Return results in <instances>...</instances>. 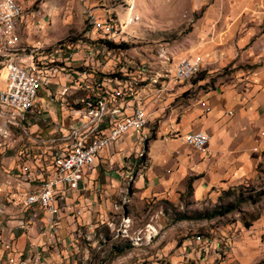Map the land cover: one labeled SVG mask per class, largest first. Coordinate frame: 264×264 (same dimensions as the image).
<instances>
[{"label":"rangeland","instance_id":"obj_1","mask_svg":"<svg viewBox=\"0 0 264 264\" xmlns=\"http://www.w3.org/2000/svg\"><path fill=\"white\" fill-rule=\"evenodd\" d=\"M212 2L37 0L35 17L30 16V23L20 27L18 35L22 46L44 50L73 43L77 61L68 69L88 68L96 81L109 79V83L127 88L131 101L142 102L148 116L146 127L137 142L134 138L126 142L130 149L116 151L121 156H141L151 143L174 139L168 125H172L170 113L179 116V111L172 109L175 102L193 99L229 78V68L210 72L202 61V72L190 82H176L173 75L181 60L177 53L182 49L190 56L193 25ZM38 9L41 17L35 14ZM95 9L102 18L107 12L119 28L117 41H110L118 47L109 48L102 34L90 26L89 14ZM89 49L98 53L94 61L87 59ZM5 60L0 59V85L8 76ZM84 95L86 87L74 90V103H82ZM110 99L121 103L120 95ZM51 105V113L57 114V105ZM9 118V114L0 115V203L10 214L0 217V264H264V154L254 179L217 189L198 203L189 188L170 201L133 199L129 189L140 174L142 158L129 178L120 177L115 192L112 183L111 187L104 184L121 176L122 166H111L110 160L103 159L98 179L87 185L88 192L84 191L65 214L56 238L47 241L37 235L36 226L45 220L43 216L30 219V231L16 228L18 220L27 215L23 211L29 192L26 175L34 160L28 152L37 149L33 138H27L24 129H17L23 124ZM35 140L40 141V150H49L46 139ZM228 206L234 209L224 216L200 218ZM137 237L140 240H134Z\"/></svg>","mask_w":264,"mask_h":264},{"label":"crops","instance_id":"obj_2","mask_svg":"<svg viewBox=\"0 0 264 264\" xmlns=\"http://www.w3.org/2000/svg\"><path fill=\"white\" fill-rule=\"evenodd\" d=\"M36 1H29L33 9ZM35 11L37 17H41V11ZM94 11L99 13L98 9ZM30 19L27 16L21 27L28 25ZM192 31L189 39L192 52L188 57L206 63L210 72L229 68L231 73L227 80L211 91L199 93L184 102H175L172 109L179 111V116L175 112L170 113L172 125H168V129L182 135L206 132L210 136L209 144L198 151L175 138L151 143L144 152L143 163L139 165L140 174L129 189L133 199L140 196L142 199L170 201L191 184V195L198 203L211 197L217 189L235 187L244 180L254 179L263 160L264 51L261 45L264 44V0H213L194 23ZM177 54L179 59L186 57L182 49ZM174 118H177L175 122ZM141 134L124 136L102 152L97 166L86 178L87 192V185L94 184L99 177L98 168L103 159L110 160V164L107 163L111 166L117 167L119 163L122 166V171L119 169L121 176L116 177L117 180L107 179L104 184L109 183L111 187L112 183L114 191H118L120 177L131 176L132 169L140 162V154L121 156L116 151L126 152L131 147L126 142L133 138L137 142ZM56 137L59 136L46 140ZM32 140L40 150V141L37 140V144ZM83 196V193L74 194L73 200L80 201ZM39 225L36 226L37 235L47 241L53 239L50 234L42 233Z\"/></svg>","mask_w":264,"mask_h":264},{"label":"built area","instance_id":"obj_3","mask_svg":"<svg viewBox=\"0 0 264 264\" xmlns=\"http://www.w3.org/2000/svg\"><path fill=\"white\" fill-rule=\"evenodd\" d=\"M29 1L0 0V59H6L4 69L8 74L6 82L0 85V115L9 114L12 120L23 121V128L17 129H24L29 139L42 140L57 132L67 133L72 126H79L80 131L83 120L97 112L93 111V104H100V111L105 114L106 109H113V122L108 129L76 146L74 157H55L54 149L28 152L34 160L32 170L26 172L29 192L23 201V211L27 215L18 220L16 228L30 231L33 227L30 219L44 216L39 230L56 238L65 214L77 202L73 195L86 191L88 173L95 169L102 152L124 136L143 132L148 116L142 102L131 101L127 88L109 83V79L96 81L94 72L88 68L68 69L71 62L77 61L73 43L56 45L52 50L22 46L18 29L27 16L35 17ZM104 15L102 18L91 11L90 26L105 41H117L119 28L107 12ZM89 50L87 59L94 61L98 53ZM201 72L200 59L185 57L178 62L174 78L186 83ZM78 87H86L82 103H74V90ZM111 95H120L121 103L110 104ZM52 103L57 105V114L50 111ZM173 136L198 151L204 150L210 141V136L202 131L186 135L174 132ZM139 158H144V153ZM3 216L10 214L7 206L0 203V217Z\"/></svg>","mask_w":264,"mask_h":264},{"label":"bare ground","instance_id":"obj_4","mask_svg":"<svg viewBox=\"0 0 264 264\" xmlns=\"http://www.w3.org/2000/svg\"><path fill=\"white\" fill-rule=\"evenodd\" d=\"M117 101L116 99H110V104H114ZM93 111H97L95 116L92 119L83 120L80 131L79 126H72L71 130L64 133L62 136L46 141L45 145H47V148H49V150L54 149L55 157H74V148L76 146L84 145L87 141L93 140L94 136H99L101 132H105V130L108 129V126L113 122V109H106L105 114V111H100V104H93ZM9 117L11 118V115H9ZM15 121L23 124L21 120H14V122ZM33 139L35 140V138ZM149 232H151V230ZM134 240H140V238L137 237V239L135 238Z\"/></svg>","mask_w":264,"mask_h":264},{"label":"trees","instance_id":"obj_5","mask_svg":"<svg viewBox=\"0 0 264 264\" xmlns=\"http://www.w3.org/2000/svg\"><path fill=\"white\" fill-rule=\"evenodd\" d=\"M106 44H107V46L110 48H116V47H118L117 46V44H115L114 42H110V41H106ZM110 83H113V82H110ZM189 189H191V184H190V186H189ZM233 207L232 206H228V207H226V208H224V209H220V210H217V211H214V212H212V213H210V214H205V215H203V216H200V218H207V219H211V218H215V217H217V216H224V215H226V214H228V213H230L231 211H233Z\"/></svg>","mask_w":264,"mask_h":264}]
</instances>
